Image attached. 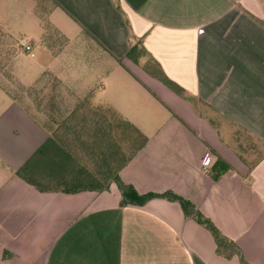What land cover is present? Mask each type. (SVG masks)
<instances>
[{"label":"crops","instance_id":"obj_1","mask_svg":"<svg viewBox=\"0 0 264 264\" xmlns=\"http://www.w3.org/2000/svg\"><path fill=\"white\" fill-rule=\"evenodd\" d=\"M51 2L48 18L62 38L56 55L41 43L38 0H0L9 66L19 53L44 51L56 61L43 58L35 83L22 86L48 93L55 78L62 85L55 110L80 103L131 122L147 142L121 179L139 194L172 191L190 201L249 264H264V0ZM39 29V52L27 41L30 53L20 42L15 48L12 34ZM160 71L183 96L160 81ZM4 91L0 264H242L220 254L211 232L178 202L121 206L116 184L78 193L28 184L15 170L56 126L30 93Z\"/></svg>","mask_w":264,"mask_h":264},{"label":"trees","instance_id":"obj_2","mask_svg":"<svg viewBox=\"0 0 264 264\" xmlns=\"http://www.w3.org/2000/svg\"><path fill=\"white\" fill-rule=\"evenodd\" d=\"M53 6L55 3L53 4L51 0H38L37 12L44 28L41 43L56 55L57 43L61 42L62 38L58 36V31L48 18ZM137 49V47H132L128 57H134ZM0 51L1 54L3 51L1 47ZM8 52L12 55L11 49ZM158 78L177 94L184 95V90L167 78L162 71L159 72ZM45 88L48 89V93L45 92V89H38L37 86L25 89V91L32 95L39 108L50 109L49 116L56 127L53 128L51 138L47 143L39 148L21 168L15 170L17 176L43 192L49 190L66 193L104 192L108 191L112 184H116L122 196L121 206H143L154 199L178 202L186 216L194 217L198 223L211 232L220 254L227 257L238 255L242 264H249L237 244L225 236L213 221L201 213L190 201L172 191L162 194H139L133 185L126 184L121 179V169L147 142V137L131 122L114 112L102 110L88 112L87 107L80 103L66 110L60 107L55 110L57 106H60L58 103L61 102L55 93L62 89V85L55 78H51ZM46 106H50V108H46ZM123 136H128V138L130 136L132 139L129 154L121 150V145L115 139L119 137L122 142ZM75 148L79 149L78 153L81 150V154L86 153L87 158L92 159L95 164L94 171H90L86 166H76L78 157L74 152ZM49 151L51 159L49 158L50 154H47ZM48 172L54 176L55 180H49L47 184H44V174H48Z\"/></svg>","mask_w":264,"mask_h":264},{"label":"rangeland","instance_id":"obj_3","mask_svg":"<svg viewBox=\"0 0 264 264\" xmlns=\"http://www.w3.org/2000/svg\"><path fill=\"white\" fill-rule=\"evenodd\" d=\"M42 34L43 32L41 29H39L38 31H28L25 33L16 32L12 34L17 40V43H15L16 44L15 48L18 50L19 48L18 43L20 42V44L23 45V43L27 41V42H32V45L35 48V50L39 52L38 50L41 48L40 38ZM6 49L7 48L1 47V50L3 51L0 54V70H1L0 71L1 72L0 73V79H1L0 81V106L3 105L1 96H4V97L6 96V94L4 93L5 92L4 90L12 91L13 94L17 98H20V99L23 98L25 88L22 85H31L35 83V81L39 77L38 67H41L44 65L42 64L43 58H45L46 61L50 62V65L51 64L56 65V61H54V59H52L51 57H47L48 55L44 53V51H42L43 53H40V56L38 57H32L30 54L26 55L25 53H19L14 58V60L9 66L8 62L10 61L11 58H10V54L8 50ZM57 65H58V62H57ZM37 88L40 89V84L37 85ZM98 89L99 88H97V90L95 91H99ZM123 137L124 138H122V142L119 140V137H116L115 139L121 145L120 146L121 150L125 152L126 154H129L131 151V140L132 139L130 136L129 138L128 136H123ZM78 150H79L78 148L74 149V152H76L75 154L78 157L77 158L78 163L76 166H81V165L86 166L87 168H89L90 171H94L95 164L92 161V159L87 158L86 153L81 154V150L78 153ZM49 180L50 181L55 180L54 176L50 174V172H48V174H44V178H43L44 184H47Z\"/></svg>","mask_w":264,"mask_h":264},{"label":"built area","instance_id":"obj_4","mask_svg":"<svg viewBox=\"0 0 264 264\" xmlns=\"http://www.w3.org/2000/svg\"><path fill=\"white\" fill-rule=\"evenodd\" d=\"M23 48L26 52H31V45L28 43L23 44ZM208 161H209V154H206V156L204 157L203 161H202V165H203V169H206L207 165H208Z\"/></svg>","mask_w":264,"mask_h":264}]
</instances>
